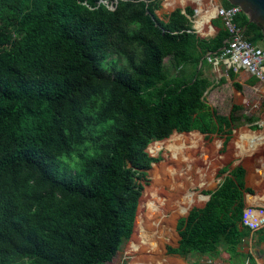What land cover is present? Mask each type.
Masks as SVG:
<instances>
[{
    "label": "trees",
    "instance_id": "16d2710c",
    "mask_svg": "<svg viewBox=\"0 0 264 264\" xmlns=\"http://www.w3.org/2000/svg\"><path fill=\"white\" fill-rule=\"evenodd\" d=\"M159 10L161 0H0V264L110 260L132 234L140 179L158 162L148 144L174 131L226 142L238 124V106L216 113L196 94L208 80L192 82L182 70L208 65L204 55L217 54L227 37L222 22L200 38L191 9ZM237 22L246 40L261 42L258 25L243 14ZM164 59L184 77L168 80ZM104 122L78 171L60 166L86 128ZM243 189L244 169L235 166L203 207L177 220L179 239L167 254L231 255Z\"/></svg>",
    "mask_w": 264,
    "mask_h": 264
},
{
    "label": "bare ground",
    "instance_id": "6f19581e",
    "mask_svg": "<svg viewBox=\"0 0 264 264\" xmlns=\"http://www.w3.org/2000/svg\"><path fill=\"white\" fill-rule=\"evenodd\" d=\"M164 4L171 8L174 0H164ZM200 11L195 26L202 31L203 25L215 15V7ZM203 138L197 132L175 133L167 140L155 141L148 147L152 156L162 149L168 154L164 155L163 162L152 164L149 171L151 182L140 199L130 242L129 253L136 254L130 264L167 263L162 259V246L172 241L174 219L206 201L205 195L190 190L195 187L207 190L212 186L214 162L211 155L220 148L221 142L215 141L209 147Z\"/></svg>",
    "mask_w": 264,
    "mask_h": 264
},
{
    "label": "rangeland",
    "instance_id": "374dc122",
    "mask_svg": "<svg viewBox=\"0 0 264 264\" xmlns=\"http://www.w3.org/2000/svg\"><path fill=\"white\" fill-rule=\"evenodd\" d=\"M183 1L184 3L179 1L176 6L172 8H168L165 6L164 0H161V10L157 11L156 14L159 17H161L163 14H167L176 8H180V9L189 8L193 12L191 16V28L195 29V22L199 19V17L194 13V9L196 10V4L191 2L190 0H183ZM104 3L108 5V7H110V3L108 2H104ZM223 3H224V0H203L202 8L206 11L207 10L209 11L211 10V6L212 7L221 6L223 5ZM181 5H184V6H181ZM213 17H211L212 18L211 20H213ZM213 29L216 30L215 27H213ZM197 33H198V36L201 38H209L213 34V33L205 34V33H199V32ZM259 44L262 46L261 42ZM164 68L166 70L168 80H173V79L184 77L182 75H179L180 71L178 70V68H175L174 66H172V64L169 62L168 59H164ZM182 70L184 72L183 75L185 76L194 75L192 78V82H195V81L197 82V80H201L204 78L208 80L209 87L207 91L202 92L199 89L196 90V94L201 99L203 104L209 106L212 110H214L216 113L220 115L221 114L227 115L228 112L230 111V108L234 106V104H237L236 106H239V110L236 112V114L237 115L241 114L242 116L247 114L248 116L247 118H245V120L238 122L237 125L238 126L242 125L241 127H246V128L250 127L252 129H256L254 128L255 126H253V122H256L258 116L263 111V108L260 105H257V107H255L253 104L254 99L252 98L249 99L250 90L247 86L248 84L251 83V80L247 79V76L245 74L242 73L240 75H235L233 80L227 78L224 81H221L222 83H219L220 78L218 77V74L215 73L212 67L207 64H204V65L202 64V66L200 68H197L196 70H193L189 67H186ZM243 77L245 78L243 79ZM233 81L235 82V84H238L240 86L239 90H236L232 87ZM223 88H225L226 90L221 92V89ZM244 99L249 100V104H246ZM102 102H103V99L98 98V103H102ZM107 123L108 122H104L101 124H93V123L90 124L85 130V142L82 145L75 147L69 154L61 155L57 158V161L60 164V166L66 167L67 169L72 170V171H78L81 165V160L79 156H87L90 154V149L93 144V138L101 131V129H103V127ZM192 132H196V131H192ZM175 133H179V132L174 131L171 133V135ZM201 135L204 137L203 139H204V142L206 143V146L210 147L211 145H213L215 141L221 142L220 148H218L215 154L211 155V158L213 159V162H214V171H213L214 174H212V186L207 190L206 189L200 190L197 187L190 190V191L200 193L206 196L210 192L214 191L215 188L218 186L219 182L225 177V175H227V172L221 173V171L223 169L232 168L235 164L236 159H234L228 154L227 147L230 149L231 145L230 143L228 145L226 144L223 145V141H224L223 137H220L215 134L208 135V136H205L203 134ZM170 136H168L167 138L161 141L167 140L168 138H170ZM153 143L154 142H151L148 145V147ZM148 147H147V151H148ZM167 154L168 152H166L164 149L158 151L156 156H152L148 152V155L150 157L158 159V162L153 163V164H159L163 162L165 160L164 155H167ZM151 168L152 166L146 170L145 178L140 179V182L143 184V188L141 190V195L139 197L136 214L139 210L138 208H140V199L143 196V192L145 188L150 185V182H151L150 177H149V171L151 170ZM204 204L205 202H203L202 205L192 206L191 208L188 209L187 213L193 207H202ZM144 211L145 210H142V212ZM187 213L181 216H178L174 219L173 228H174L175 234L173 233L172 241H170L169 243H165L162 246V249H163L162 259L165 262H167L165 264H202V263L209 262L208 261L209 259L205 256L202 257V256H196V255H187L184 258H182L177 255L167 254L166 252L167 247H176V244L178 241V235L176 232V223L178 219L182 217H186ZM135 221H136V217H135ZM135 221H134L133 231L130 237L126 240H121L117 245L116 252L111 256L110 260L102 262L101 264H130L132 262V259L136 256V254L134 255L130 254L129 248H130V242H131L132 235H133L134 228H135ZM244 237H248V234L246 232H245ZM237 247H239L240 251H243V252L242 253L239 252L241 253L240 257L237 256L232 259L231 261L232 264H240L241 262H243L244 259L245 260L248 259L249 261L252 259L251 256L246 253L248 252L247 246H243V243L239 242ZM221 252L222 253L221 255H219L218 258H226L228 253L225 251H221ZM20 264H25V262H22Z\"/></svg>",
    "mask_w": 264,
    "mask_h": 264
},
{
    "label": "crops",
    "instance_id": "0c3cea01",
    "mask_svg": "<svg viewBox=\"0 0 264 264\" xmlns=\"http://www.w3.org/2000/svg\"><path fill=\"white\" fill-rule=\"evenodd\" d=\"M179 1L184 3L183 0H174V6H176ZM190 1L196 4V10L194 9V13L197 16L201 14L200 10L203 9L202 8L203 0H190ZM181 6H184V5H181ZM217 7L218 6H216L215 9ZM181 10L182 12H184L185 9L182 8ZM213 16H212L213 20H211L212 18H210L208 21V24L203 25L201 29L202 31H200L195 26V29L192 28L193 32L197 36H198L197 32L205 33V34L213 33L211 36L213 37L218 32L219 29L216 26H213L212 22L214 20H218L219 22H221L219 18L215 17V15ZM190 22H191V19H190ZM213 27H215L216 30H214ZM208 65L211 66L213 71L218 74V77L220 78L219 83H222L221 81H224L227 78L231 79L229 77L230 72H232L234 76L240 75L242 73L245 74L247 76V79L251 80V83L248 84L247 86L250 90L249 99L251 98L254 99L253 104L255 107H257V105H260L263 108V111L258 116L256 122H253V126H255L254 128L256 129H252L250 127H247V128L241 127L242 125L240 126L231 125V128H232L231 133L227 141L226 142L223 141V145L225 144L228 145L229 143L231 145L230 149L227 147V150H228L227 152L231 157L236 159L235 160L236 165L234 164L232 168H234L235 166H241L244 169V189H243L244 210H243L242 224H241V227L239 228V232H241L240 242L243 243V246H247L248 252L246 253L250 255L252 259L250 261L248 259L246 260L244 259L243 262H241L240 264H264V239L263 240L260 239L264 235V105H263L264 93H263V83L244 71H238V72H233L232 70L225 71L221 68H216L209 63ZM244 78L245 77H243V79ZM233 82H232V87H233V84L235 83ZM207 90L208 88L206 89V91ZM224 90L226 89L225 88L221 89V92H223ZM236 90H239V89H236ZM245 103L249 104V100H245ZM236 105L237 104H234V106ZM229 112L227 115H223V114L221 115L228 116ZM236 112H235V116L239 118L238 122L243 121L245 120V118L248 117L247 114L242 116L241 114L237 115ZM223 139L225 140L224 136H223ZM258 141H261V143L259 142L255 144ZM232 168H228V170L226 171L227 174L230 172ZM245 221H249L253 224L257 223L261 225L257 226L255 230H251L250 227H247V225L245 224L246 223ZM245 232L248 234V237H244ZM237 246L233 250V253L231 255L227 254V257H226L227 259L217 257V259L215 258L212 261L208 260L209 262H206V263L232 264L231 262L232 259L237 256L240 257V254L243 252V251H240L239 247Z\"/></svg>",
    "mask_w": 264,
    "mask_h": 264
},
{
    "label": "built area",
    "instance_id": "2783aa9c",
    "mask_svg": "<svg viewBox=\"0 0 264 264\" xmlns=\"http://www.w3.org/2000/svg\"><path fill=\"white\" fill-rule=\"evenodd\" d=\"M184 13V12H182ZM243 14L240 6H218L215 17L222 22L227 37L217 54L206 53L204 60L216 68L233 72L244 71L263 83L264 93V46L248 41L244 30L237 22V16ZM244 15V14H243ZM187 18L191 19V17ZM247 227L255 230L261 224L245 221Z\"/></svg>",
    "mask_w": 264,
    "mask_h": 264
},
{
    "label": "water",
    "instance_id": "95a60500",
    "mask_svg": "<svg viewBox=\"0 0 264 264\" xmlns=\"http://www.w3.org/2000/svg\"><path fill=\"white\" fill-rule=\"evenodd\" d=\"M226 1L229 3V5L240 6L242 13L247 17V22L254 23L261 28V35H262L261 42L264 46V0H226ZM201 65H202V60L200 61L199 67ZM147 147L145 151L148 153ZM152 164L153 163L150 164V167L152 166ZM209 198L210 195L209 194L206 195L205 203L209 200Z\"/></svg>",
    "mask_w": 264,
    "mask_h": 264
}]
</instances>
